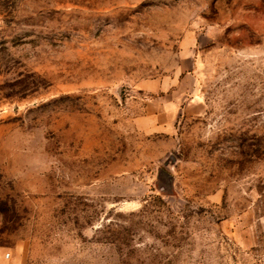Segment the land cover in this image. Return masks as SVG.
Masks as SVG:
<instances>
[{
	"label": "rangeland",
	"instance_id": "rangeland-1",
	"mask_svg": "<svg viewBox=\"0 0 264 264\" xmlns=\"http://www.w3.org/2000/svg\"><path fill=\"white\" fill-rule=\"evenodd\" d=\"M0 264H264V0H0Z\"/></svg>",
	"mask_w": 264,
	"mask_h": 264
}]
</instances>
